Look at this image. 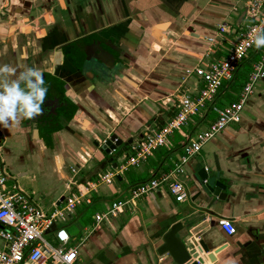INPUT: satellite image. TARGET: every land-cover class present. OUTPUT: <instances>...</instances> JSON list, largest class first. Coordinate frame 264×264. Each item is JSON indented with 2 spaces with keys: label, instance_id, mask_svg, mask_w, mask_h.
<instances>
[{
  "label": "crops",
  "instance_id": "crops-1",
  "mask_svg": "<svg viewBox=\"0 0 264 264\" xmlns=\"http://www.w3.org/2000/svg\"><path fill=\"white\" fill-rule=\"evenodd\" d=\"M245 7L242 0H0V65L51 73L56 48L64 50L86 34L127 20L121 37L130 50L122 75L108 89L103 85L94 89L99 99L89 92L82 95L67 90L76 105L70 103L68 119L61 114L63 110L58 112L59 120L51 132L44 129L39 135L30 124L0 127V157L8 178L5 191H22L41 207L34 199L39 183L34 174L27 173L35 169L50 201L46 210L41 208L52 213L61 207V198L86 183L82 179L99 164L95 160L102 161L94 142L112 135L125 141L144 125L165 124L174 114V98L184 92L192 95L202 87L192 72L227 57L238 37L239 27L235 32L233 28ZM244 20L245 15L240 25ZM224 22L230 32L217 36L214 45L208 44ZM56 80L64 93V83ZM254 88L241 121L228 125L174 177L187 189L184 202L177 203L164 187L135 200L104 227L94 223L84 242L78 244L75 264H167L169 258L158 257L155 250L176 222L189 225L179 233L181 237L188 232L190 240L208 245L215 260L204 264H264V79ZM240 92L220 91L205 110L189 120L185 135L173 132L166 145L137 166L120 169L131 152L130 148L119 152L115 179L120 183L100 185L91 194L90 205L106 202L108 197L126 201L137 185L172 172L181 164L187 143L215 120L211 108L236 102ZM95 101L100 109L92 104ZM88 157L93 160L73 174L70 168ZM201 168L209 174L207 183L197 175ZM45 169L48 176L43 174ZM217 182L225 187L223 199L206 190ZM75 211L63 223L56 222L51 232L59 228L67 232L68 222L76 213L78 216ZM221 218L232 221L234 235L223 232L218 224ZM45 237L51 238L49 233ZM4 245L0 239V249Z\"/></svg>",
  "mask_w": 264,
  "mask_h": 264
},
{
  "label": "built area",
  "instance_id": "built-area-1",
  "mask_svg": "<svg viewBox=\"0 0 264 264\" xmlns=\"http://www.w3.org/2000/svg\"><path fill=\"white\" fill-rule=\"evenodd\" d=\"M246 6L245 20L238 28L236 43L224 59L212 60L206 66L197 67L192 74L202 83V87L194 94L185 93L180 97L174 107L173 116L163 125L144 133V136L130 148L127 157V166H137L145 161L154 151L167 144L169 136L187 126L189 120L200 114L211 104L224 84L231 82L243 61L257 48L253 37L264 31V0H242ZM235 10V9H234ZM233 10V11H234ZM231 27L224 22L217 27L216 35L209 38L208 44L214 45L216 37L229 33ZM264 79V46L260 50L259 59L252 64L247 81L241 89L239 98L223 108H213L216 118L208 128L200 132L190 140L184 148L185 155L181 164L169 174L159 179L141 183L131 190L130 197L126 201L116 200L103 214H96L94 221L96 226L101 223H110L126 206L134 205V201L151 192H156L166 187L169 194L177 203L187 199V189L182 182L174 177L181 173V166L187 160L199 153L209 141L220 134L228 125L238 123L242 119V111L248 97L253 93L256 84ZM108 137L100 141L104 144ZM115 138L113 143L118 142ZM2 136L0 134V152ZM111 151V155L114 154ZM1 154V153H0ZM93 159H80L76 167H71L73 174H79ZM119 170L111 169L99 173L93 180L87 181L77 187L73 193H68L63 205L52 213L45 212L37 206L32 199L22 191L7 192V174L0 157V239L5 243L0 249V264H75L79 256L78 245L70 246L71 237L63 229L59 228L51 232L56 222L63 223L77 207L91 204V194L97 191L100 185L113 184ZM219 226L223 232L232 236L235 228L229 219H219ZM49 233L52 243L45 237ZM56 242V246L53 245Z\"/></svg>",
  "mask_w": 264,
  "mask_h": 264
},
{
  "label": "water",
  "instance_id": "water-1",
  "mask_svg": "<svg viewBox=\"0 0 264 264\" xmlns=\"http://www.w3.org/2000/svg\"><path fill=\"white\" fill-rule=\"evenodd\" d=\"M245 11L242 12L238 17L233 28V32H235V30L239 27L245 15ZM125 22L128 23L129 20ZM125 22L121 21L103 28V32L105 33V40L110 41L106 46L117 53L116 59L117 61H119V65H122V67L114 66L115 58L113 57V55L101 47H98L97 53L93 55H90L86 48V59L82 63L81 70L76 68L70 62L61 47H58L53 51L51 75L64 83V93L62 96L69 102L68 107H70V103L72 105H76L73 98L68 97L67 90L69 88L74 90L76 93H81L82 95L86 92H89L93 95H97V99H99V95L96 94L94 89L100 88L101 85L108 89V87H110L113 83V80L117 76L122 75L121 71L123 70V68H125L124 65L127 62L126 57L130 53L129 47L126 43L123 42V38L121 37V29L126 25ZM184 94L185 92L182 95L178 96V98H174L175 102L173 107H175L177 100ZM87 98L91 100L90 94ZM92 104L96 108L100 109V105L96 101ZM63 107L66 108L67 105ZM167 111H171L170 113L173 112V110ZM157 127L158 124L144 125L127 140L123 141L122 139H119L115 144L113 143V141L115 138H117L116 135L108 137L104 144H100V142H94L93 146L100 154L102 161L99 162L95 160L99 164H97L85 176V180L89 181L99 173L111 169H116L119 162L118 159H120L119 152H121L122 150H128V148H131L134 144H136L143 138L146 131ZM112 150H114L115 152L111 155ZM115 153L116 162L112 163V161H114L113 156L115 155ZM216 168V171L218 172V167ZM197 175L201 181L207 183L209 174L205 168H201L198 171ZM116 178H118V176ZM224 188L225 187L218 182L215 183L213 187L210 185L206 186V190L218 199L224 198V195L221 194V191L224 190ZM63 199L64 197L61 198L60 201H62ZM187 228H189V225H184L181 222L172 224L170 228L162 235L160 239V245L155 250L156 255L158 257L167 256L169 258V263L167 264H204V262L208 260L210 262H214L215 258L212 254H210V248L202 240L198 242L190 240L187 237L189 234L188 232H186L183 237L179 235L180 232Z\"/></svg>",
  "mask_w": 264,
  "mask_h": 264
},
{
  "label": "clouds",
  "instance_id": "clouds-1",
  "mask_svg": "<svg viewBox=\"0 0 264 264\" xmlns=\"http://www.w3.org/2000/svg\"><path fill=\"white\" fill-rule=\"evenodd\" d=\"M257 48L264 46V31L253 37ZM48 89L38 68L0 65V127H19L23 120L43 114Z\"/></svg>",
  "mask_w": 264,
  "mask_h": 264
},
{
  "label": "flooded vegetation",
  "instance_id": "flooded-vegetation-1",
  "mask_svg": "<svg viewBox=\"0 0 264 264\" xmlns=\"http://www.w3.org/2000/svg\"><path fill=\"white\" fill-rule=\"evenodd\" d=\"M104 30L100 29L95 32L86 34L84 37L73 41L72 43L68 44L63 52L66 54L70 62L78 69L81 70L82 63L86 59L85 50L90 55L97 53L98 47H101L111 53L115 58L114 66H119V61H117V53L112 51L109 47H107V43L110 41L105 40L104 38ZM45 87H47V97L45 103L43 105V114L36 117L34 120H23L21 124L26 125L30 124L32 129L37 130L38 134L40 135L41 131L48 130L49 132L54 129L59 120L57 113L60 110L67 111L68 108V101L62 96L63 91L59 90L57 86V78H55L51 73H43ZM63 89V87L61 86ZM60 92V93H59ZM61 95V96H60ZM67 105L66 108L63 106ZM20 124V125H21Z\"/></svg>",
  "mask_w": 264,
  "mask_h": 264
},
{
  "label": "rangeland",
  "instance_id": "rangeland-1",
  "mask_svg": "<svg viewBox=\"0 0 264 264\" xmlns=\"http://www.w3.org/2000/svg\"><path fill=\"white\" fill-rule=\"evenodd\" d=\"M255 89V88H254ZM219 95V94H218ZM236 95V94H235ZM221 102H226L225 98L224 97H221L220 98ZM147 104H150L151 105V102H147ZM205 146V145H204ZM128 151V150H127ZM116 153L115 155L113 156L114 158V162H116ZM111 157V156H110ZM37 170V169H36ZM35 169H29L27 171V173L29 175H32L34 174L37 181H38V188L36 187L35 188V192H36V196H34V199L37 200V203L44 209L46 210V208L49 207L50 205V201L48 200V196L47 194H45V192L47 191V188H44L42 185H40V176L39 174L35 173L34 172ZM38 171V170H37ZM86 172L88 171L85 170ZM43 174H45L46 176L49 175V171H47L46 169L43 171ZM47 180V179H46ZM120 182L115 179L113 184L112 185H116V184H119ZM114 201V199L112 200V198L108 197L106 199V202H103V203H93L92 205L90 206H86V205H83L82 207H77L76 211L75 212H78V216L75 214L74 217H72V220H70L69 225L66 227V230L67 232L70 234V236L73 238L75 236V240L72 241L70 243V246H76L78 245L79 243H82L84 242L85 238H87V235L89 234V232L93 229V226H94V221L91 220L92 219V216L94 218V215L96 213H99V214H103L105 213L111 206V203ZM106 224V222L102 223L101 224V227H104V225ZM90 225H92L90 227ZM86 226H89V230H84V228ZM74 233V234H73ZM49 240L50 243H52V239L50 237L47 238ZM53 245L56 246V242H53Z\"/></svg>",
  "mask_w": 264,
  "mask_h": 264
},
{
  "label": "trees",
  "instance_id": "trees-1",
  "mask_svg": "<svg viewBox=\"0 0 264 264\" xmlns=\"http://www.w3.org/2000/svg\"><path fill=\"white\" fill-rule=\"evenodd\" d=\"M259 54H260V48L257 49V51H255L254 53H252L251 57L249 59H247L241 65L240 69L236 72L234 79L231 82L224 84V86L221 88L220 91L225 90V92L234 93V92H237L238 90L242 89L245 82L247 81L248 73L251 70V66H252L251 64L253 62H256L259 59ZM220 91L218 92V94L220 93ZM70 109L71 108H69L67 111L63 110L60 112L64 116L66 115V117L68 119L70 117V115H68L71 112V111H69ZM211 110H213V108H211ZM176 132L180 133V134H181V132H183V134L185 135L184 128H182L180 130V132H178V131H176ZM82 181L85 182V179L83 178Z\"/></svg>",
  "mask_w": 264,
  "mask_h": 264
}]
</instances>
